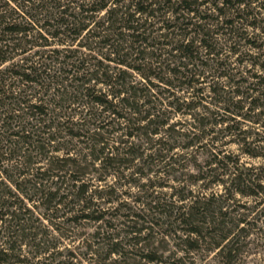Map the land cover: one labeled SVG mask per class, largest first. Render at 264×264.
Segmentation results:
<instances>
[{"label":"trees","instance_id":"16d2710c","mask_svg":"<svg viewBox=\"0 0 264 264\" xmlns=\"http://www.w3.org/2000/svg\"><path fill=\"white\" fill-rule=\"evenodd\" d=\"M259 222L264 0H0V264H236Z\"/></svg>","mask_w":264,"mask_h":264},{"label":"rangeland","instance_id":"374dc122","mask_svg":"<svg viewBox=\"0 0 264 264\" xmlns=\"http://www.w3.org/2000/svg\"><path fill=\"white\" fill-rule=\"evenodd\" d=\"M189 120V119H188ZM230 140H223V142H229ZM80 148V147H79ZM227 151L230 154H233V156L237 157L240 161V164H242L244 167L246 168H258L260 166L259 161L257 160H252L249 159L248 157L241 155L238 147L235 146L234 144L228 145L226 147ZM79 150V149H77ZM180 150V149H179ZM77 152V151H75ZM180 155L182 154V150L179 151ZM188 153L187 155V160L188 162L186 163V167H187V172L188 175L190 176H196L197 175V169H201L204 167L205 162L207 161V157L206 155L202 152V150H197V149H193V150H189V152H185ZM65 153H59V156L64 155ZM88 155L87 152H82V154L80 155ZM71 155L76 156L79 155V153H74L72 151ZM190 176H186V177H181L178 178V182L181 184L180 186H182L183 184H185L186 182L192 181V179L190 178ZM155 183L158 184H167L168 186H173V187H178V184L175 182H164L165 180H152ZM111 184L114 183V180L110 179L108 181ZM208 182L204 183V185L202 183H198V185H196L195 190L197 191H202L204 189V187L207 185ZM208 186V185H207ZM208 188V187H206ZM210 192L211 193H216L218 195H222L224 193V191L222 190L223 188L221 186L218 185H213L209 187ZM126 189H124L125 191ZM160 190V189H159ZM130 192L133 195H138L139 191L138 189H131ZM160 192H162L163 194H167L169 195L172 190L170 188L167 189H161ZM207 192V191H206ZM169 197V196H168ZM167 197V198H168ZM237 200H240V204L243 206H247V208H251L255 205L254 200L252 199H242V198H237ZM131 204V203H129ZM263 208V207H262ZM97 227V225H96ZM94 226V224H89V223H82L81 225H79L78 229H75V231L73 232V234L70 236V234L67 233L66 236L63 240L61 239V246L63 248H70L73 245L78 246L79 242L78 239L76 238V236H82V238H85L87 235L93 233L94 229L96 228ZM260 231V232H259ZM83 234H87L85 237L83 236ZM57 236V235H55ZM81 239V238H80ZM79 239V240H80ZM82 240V239H81ZM172 242H162L157 244V247L159 248V254L164 253V258H167L170 254L173 253H177L175 248L172 246L173 244H171ZM203 249L198 252V253H194L192 255H190L188 258H186V260L184 261V264H219V259L215 256L216 254L213 252H208L206 246L202 247ZM181 257V254H177L176 258ZM117 259L116 257H113V260ZM236 264H264V224L262 225V223H258L257 229L255 231H253V233L250 235V237L247 239V241L244 243V246L241 249V253L240 256L236 262Z\"/></svg>","mask_w":264,"mask_h":264}]
</instances>
